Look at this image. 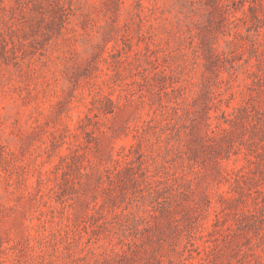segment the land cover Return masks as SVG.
<instances>
[{
  "label": "rangeland",
  "instance_id": "374dc122",
  "mask_svg": "<svg viewBox=\"0 0 264 264\" xmlns=\"http://www.w3.org/2000/svg\"><path fill=\"white\" fill-rule=\"evenodd\" d=\"M0 264H264V0H0Z\"/></svg>",
  "mask_w": 264,
  "mask_h": 264
}]
</instances>
